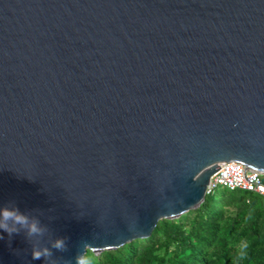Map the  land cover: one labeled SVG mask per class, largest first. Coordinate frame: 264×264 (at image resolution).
I'll return each mask as SVG.
<instances>
[{
	"label": "water",
	"instance_id": "1",
	"mask_svg": "<svg viewBox=\"0 0 264 264\" xmlns=\"http://www.w3.org/2000/svg\"><path fill=\"white\" fill-rule=\"evenodd\" d=\"M229 160L264 175V0H0V206L67 238L52 264L146 237ZM0 235V264H49Z\"/></svg>",
	"mask_w": 264,
	"mask_h": 264
},
{
	"label": "trees",
	"instance_id": "2",
	"mask_svg": "<svg viewBox=\"0 0 264 264\" xmlns=\"http://www.w3.org/2000/svg\"><path fill=\"white\" fill-rule=\"evenodd\" d=\"M83 258L87 264H264V200L214 186L197 206L158 220L146 237L86 250Z\"/></svg>",
	"mask_w": 264,
	"mask_h": 264
},
{
	"label": "clouds",
	"instance_id": "3",
	"mask_svg": "<svg viewBox=\"0 0 264 264\" xmlns=\"http://www.w3.org/2000/svg\"><path fill=\"white\" fill-rule=\"evenodd\" d=\"M0 230L6 232L9 237L23 232L28 240H33L35 243H32V259L34 260H47L52 264L53 249L59 252L68 250L67 238L64 237L51 240L50 246H43L40 241L46 235V226L42 225L39 219L22 212L14 204L0 206ZM0 239H3L2 235ZM75 259L76 264H87L83 256Z\"/></svg>",
	"mask_w": 264,
	"mask_h": 264
},
{
	"label": "built area",
	"instance_id": "4",
	"mask_svg": "<svg viewBox=\"0 0 264 264\" xmlns=\"http://www.w3.org/2000/svg\"><path fill=\"white\" fill-rule=\"evenodd\" d=\"M217 166L209 176L205 192L214 186H221L226 189L248 190L264 200V183L258 171L245 168L242 163L234 160L219 162Z\"/></svg>",
	"mask_w": 264,
	"mask_h": 264
},
{
	"label": "rangeland",
	"instance_id": "5",
	"mask_svg": "<svg viewBox=\"0 0 264 264\" xmlns=\"http://www.w3.org/2000/svg\"><path fill=\"white\" fill-rule=\"evenodd\" d=\"M218 189H219V187H218Z\"/></svg>",
	"mask_w": 264,
	"mask_h": 264
}]
</instances>
